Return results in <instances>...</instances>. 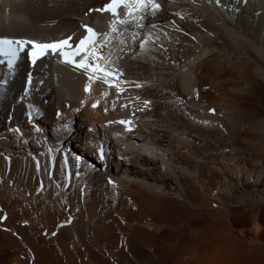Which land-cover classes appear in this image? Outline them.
I'll use <instances>...</instances> for the list:
<instances>
[{"label": "bare ground", "instance_id": "6f19581e", "mask_svg": "<svg viewBox=\"0 0 264 264\" xmlns=\"http://www.w3.org/2000/svg\"><path fill=\"white\" fill-rule=\"evenodd\" d=\"M106 2L0 0V38L74 45ZM158 2L99 49L114 87L0 64V264H264V0Z\"/></svg>", "mask_w": 264, "mask_h": 264}, {"label": "snow or ice", "instance_id": "6c2138e0", "mask_svg": "<svg viewBox=\"0 0 264 264\" xmlns=\"http://www.w3.org/2000/svg\"><path fill=\"white\" fill-rule=\"evenodd\" d=\"M220 3V0H217ZM161 5L158 0H107L104 6L95 11L103 13L109 12L114 20L111 22L112 31H116V24H126L129 22L128 18L136 21L137 27L141 26L140 21L145 18L147 14H155L160 9ZM120 9L125 10V15L120 16ZM91 11V10H90ZM85 35L78 38V42H74L73 37L68 36L52 43H37L35 41L14 40L7 37L0 38V64H7V67L14 69L19 54L24 50L25 45L30 44L32 51L28 53L31 57L32 63L35 64L37 60L49 54H57L63 57L64 62L74 65L77 69H83L85 73H90L89 80L94 78L102 79L104 83H109L110 79H119L122 75L119 69L113 66V62L103 56L99 49L109 41L108 33L97 32L93 27L84 25ZM103 37V40L100 39ZM123 43V41H121ZM67 46L68 50H65ZM143 47V44L141 45ZM79 56L76 60L74 57ZM103 61V64L101 63ZM96 74H100L98 77ZM139 87L140 85H136ZM85 91H90L89 86L85 87ZM98 103V102H97ZM147 106L149 101H145ZM97 104H93L96 107ZM214 111V110H211ZM116 121H110L115 123ZM121 124H128L129 121H118ZM207 123V121H205ZM37 131L40 129L37 128ZM130 130V129H129ZM19 131V129H16ZM101 158H103V150L101 149ZM78 163V161H77ZM111 183V181H109ZM55 235V233H53Z\"/></svg>", "mask_w": 264, "mask_h": 264}, {"label": "rangeland", "instance_id": "374dc122", "mask_svg": "<svg viewBox=\"0 0 264 264\" xmlns=\"http://www.w3.org/2000/svg\"><path fill=\"white\" fill-rule=\"evenodd\" d=\"M88 129H89V128H88ZM72 154H73V155H72ZM72 154H71V156H70V157H72V162L76 164V163H77V160H78L79 163H77V164H78V165L81 164V158H77V157H76V154H75L73 151H72ZM73 157H74V158H73ZM8 158H10V157L7 156V159H8ZM68 158H69V157H68ZM65 159H66V160L63 162V166H64V169L67 170V171L65 170V175L67 176L66 178L68 179V182H69V177H70V174H69V172H68V171H69V168H70V166H69V160L67 159V157H65ZM69 159H70V158H69ZM47 160H48V159H46V161H44V164L47 162ZM48 161H50V160H48ZM75 164H74V165H75ZM75 166H76V165H75ZM50 167L52 168V169L50 168V170L52 171V170H53V167H54L53 160H51V165H50ZM101 170H104V169L102 168ZM109 183H110V182H109ZM66 185H68V183H66Z\"/></svg>", "mask_w": 264, "mask_h": 264}]
</instances>
